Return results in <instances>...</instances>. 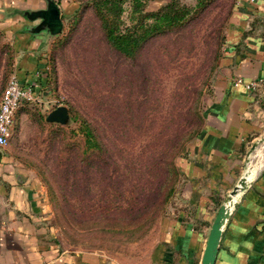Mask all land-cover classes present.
<instances>
[{
    "label": "rangeland",
    "instance_id": "1",
    "mask_svg": "<svg viewBox=\"0 0 264 264\" xmlns=\"http://www.w3.org/2000/svg\"><path fill=\"white\" fill-rule=\"evenodd\" d=\"M232 2L215 0L181 30L152 41L136 60L110 48L92 8H82L76 20L73 13L62 18L43 53V69L34 72L43 79L37 100L16 110L0 158L32 171L41 182L49 222L63 247L146 264L160 218L184 205L182 178H168L154 157L168 155L175 134L183 137L192 130V115L209 101ZM129 12L126 4L127 23ZM16 61L17 52L0 26V97ZM57 107L66 109L65 122L48 120ZM77 115L95 127L112 157L106 173L94 165L80 178L88 191L84 198L73 178L67 181L57 167L60 160L75 164L83 149V138L73 132ZM263 153L260 148L247 160L243 178L260 166ZM181 161L180 156L178 166ZM161 181L174 187L164 201V194L155 191ZM143 189L148 194L140 198ZM131 205L135 212L126 211ZM103 208L107 214L96 212Z\"/></svg>",
    "mask_w": 264,
    "mask_h": 264
},
{
    "label": "crops",
    "instance_id": "2",
    "mask_svg": "<svg viewBox=\"0 0 264 264\" xmlns=\"http://www.w3.org/2000/svg\"><path fill=\"white\" fill-rule=\"evenodd\" d=\"M168 0H151L155 10ZM190 2L192 0H183ZM78 8L76 0H0V26L17 52L21 81L42 70L51 34ZM55 9L53 21L42 13ZM218 73L203 124L185 146L180 177L183 208L160 218L146 264H200L210 225L224 197L244 173L264 136V89L249 92L234 80L264 78V0H233ZM238 195L215 264H264V153ZM43 185L29 170L0 158V264H123L102 252L63 247L49 222Z\"/></svg>",
    "mask_w": 264,
    "mask_h": 264
},
{
    "label": "trees",
    "instance_id": "3",
    "mask_svg": "<svg viewBox=\"0 0 264 264\" xmlns=\"http://www.w3.org/2000/svg\"><path fill=\"white\" fill-rule=\"evenodd\" d=\"M76 1L78 2V8L72 14L73 20L79 17V12L82 8H92L99 19L103 37L110 48L125 59L136 60L144 53L152 41L181 30L195 14L202 11L215 0H194V5H190L189 2L183 0H168L155 10L147 9L150 0H85L84 4L81 0ZM126 4H128L130 9L129 23L123 20ZM38 81L39 85H43V79H38ZM193 116L196 119V126L183 137L181 134H175L169 150L167 151L166 149L167 156L165 152L162 156L154 157V154L151 156L154 157L156 164L161 163L159 167L164 169L168 178L177 179L180 177L177 159L183 155L186 144L198 134L202 127L203 118L201 113H194ZM75 121L77 122V128L73 132L83 138V149L75 164L68 160H60L57 163V167L62 169L61 171L67 181L70 177L73 178V183L77 190L82 193L80 197L84 198L87 196L88 191L82 188L81 183L84 182V179L80 181V178L86 177L87 171L94 165L96 170L106 173L112 157L96 132L95 127L86 118L77 115ZM165 183L161 181L155 188L160 197L164 194L162 196L163 201L174 190L171 184ZM147 194L148 192L145 189L141 190L140 198L146 197ZM132 206L128 207L126 211L135 212ZM96 212L107 214L108 210L103 208Z\"/></svg>",
    "mask_w": 264,
    "mask_h": 264
},
{
    "label": "built area",
    "instance_id": "4",
    "mask_svg": "<svg viewBox=\"0 0 264 264\" xmlns=\"http://www.w3.org/2000/svg\"><path fill=\"white\" fill-rule=\"evenodd\" d=\"M39 77L21 81L14 74L8 79L0 97V150L5 148L12 136V126L16 110L23 102H33L37 100L39 93ZM234 85H241L249 92H256L264 89V78L244 82L237 78Z\"/></svg>",
    "mask_w": 264,
    "mask_h": 264
},
{
    "label": "water",
    "instance_id": "5",
    "mask_svg": "<svg viewBox=\"0 0 264 264\" xmlns=\"http://www.w3.org/2000/svg\"><path fill=\"white\" fill-rule=\"evenodd\" d=\"M58 14L57 10L52 9L45 14L43 12L41 15L44 21L50 22L53 21V16L56 17ZM48 25V24H47ZM61 28H58L56 33L60 31ZM48 120L50 121H57V122H65L67 120L66 109L64 107H57L53 110L49 116ZM264 142V136L252 146V151H254L259 143ZM247 167L245 171L248 169ZM244 171V173H245ZM244 173L240 176L237 183L232 187V189L227 193V195L222 200L221 204L218 207V210L215 214V217L210 225V229L205 241V246L203 249L201 262L200 264H215L216 255L219 249V244L221 241V237L224 231V227L231 216L232 210L237 202V199H233V195L235 194L236 190L238 189V184L242 181ZM249 181L246 182L243 187L241 188V193L246 189ZM240 193V194H241Z\"/></svg>",
    "mask_w": 264,
    "mask_h": 264
},
{
    "label": "bare ground",
    "instance_id": "6",
    "mask_svg": "<svg viewBox=\"0 0 264 264\" xmlns=\"http://www.w3.org/2000/svg\"><path fill=\"white\" fill-rule=\"evenodd\" d=\"M254 168V167H253ZM254 172V171H253ZM253 172L252 171H248L247 172V174L245 175V177L243 178L244 179V181H243V179H242V181L238 184V189L236 190V192H235V194L233 195V198H232V200L234 199H236L237 197H238V195L240 194V192H241V188L243 187V185L246 183V182H248V181H250V179L253 177ZM240 185V186H239Z\"/></svg>",
    "mask_w": 264,
    "mask_h": 264
}]
</instances>
